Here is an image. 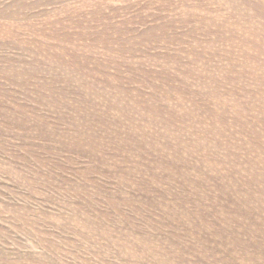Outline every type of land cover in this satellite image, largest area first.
<instances>
[{
	"label": "rangeland",
	"instance_id": "374dc122",
	"mask_svg": "<svg viewBox=\"0 0 264 264\" xmlns=\"http://www.w3.org/2000/svg\"><path fill=\"white\" fill-rule=\"evenodd\" d=\"M0 264H264V0H0Z\"/></svg>",
	"mask_w": 264,
	"mask_h": 264
}]
</instances>
